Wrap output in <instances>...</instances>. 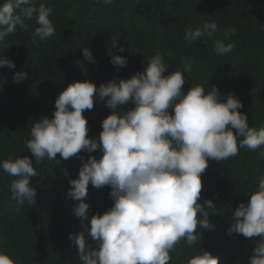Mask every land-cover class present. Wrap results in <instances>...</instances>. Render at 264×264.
<instances>
[{
	"label": "trees",
	"instance_id": "obj_1",
	"mask_svg": "<svg viewBox=\"0 0 264 264\" xmlns=\"http://www.w3.org/2000/svg\"><path fill=\"white\" fill-rule=\"evenodd\" d=\"M52 8L50 19L56 32L50 39L33 41L37 26L35 15L26 20L27 29L17 27L5 37L0 52L13 60L14 68L0 67V161L29 156L37 170L30 183L36 190V202L18 204L11 192L13 177L0 169V250L7 252L15 264H83L70 234L82 230L73 207L78 201L67 196L69 180L78 177L79 169L89 155L99 159L102 151L57 161L45 159L36 163L27 149L30 129L41 116L51 117L58 95L76 80L91 79L97 87L112 79L130 78L146 67V59L161 54L168 71L182 70V61L191 59L192 71L184 73L186 92L191 85L206 91L215 85L221 97L234 93L242 102L250 126L264 125V0H113L110 5L96 0H32ZM19 14V10H17ZM215 20V38H224L225 29L235 34L225 42L235 48L226 55L214 51L213 40L201 37L189 43L186 28L202 26ZM112 40H116L113 47ZM8 45L5 49L4 47ZM123 46L124 51L119 52ZM81 47H89L95 63L83 57ZM109 48L126 58V66L111 63ZM4 49V50H3ZM78 61L82 62L83 67ZM28 74L27 80L13 82L16 72ZM134 107L122 105L127 111ZM104 102L83 115L88 136L99 138L102 120L111 114ZM171 111V109H170ZM235 131V130H234ZM259 151L247 148L227 160H209L201 176L199 202L211 199L216 212L209 211L210 229H199L200 240L188 245L184 240L170 252L169 264H184L194 251H210L219 264H248L260 237L229 234L232 216L264 174V158ZM80 157H83L82 160ZM110 186L96 188L89 183L86 197L88 215L103 213L113 204ZM202 217L198 214V219ZM89 244L96 243L85 233Z\"/></svg>",
	"mask_w": 264,
	"mask_h": 264
},
{
	"label": "clouds",
	"instance_id": "obj_2",
	"mask_svg": "<svg viewBox=\"0 0 264 264\" xmlns=\"http://www.w3.org/2000/svg\"><path fill=\"white\" fill-rule=\"evenodd\" d=\"M96 3L110 5L113 0ZM51 12V7L43 3L34 6L32 0H0V44L18 26L27 29L25 21L34 15L37 26L33 41L50 39L56 32ZM217 31L215 20L205 21L202 26L186 28L184 39L193 43L207 37L213 40L218 55L231 53L235 43L225 41L236 29H225L222 39L215 38ZM81 49L83 57L95 63L90 48ZM123 51V46L119 47V52ZM108 52L113 65L126 66L124 56L111 48ZM2 53L0 67L14 68V61ZM168 67L156 53L146 59L142 72L130 78H114L99 87L91 79L76 80L56 98L52 116H41L31 126L26 146L36 163L57 161V154L68 160L81 152L102 151L99 159L89 155L84 160L78 177L69 180L67 191L68 197L78 201L73 214L82 230L70 234L69 239L83 264H169L177 243L184 240L196 245L201 238L197 228L213 227L206 209L216 212V204L211 199L199 202L201 176L208 161L235 157L242 148L264 149V125H249L247 115L239 111L243 104L234 93L222 98L215 85L209 91L191 85L185 92L184 73L192 71L191 59L182 61V70L169 72ZM28 78L26 72L19 71L13 82ZM96 100L112 110L102 120L98 139L88 136L83 115L93 109ZM130 102L134 107L122 111L121 106ZM258 155L264 158V151ZM0 169L14 178L10 188L18 204L36 202L30 180L37 176V170L29 156L4 159ZM89 183L96 188L110 186L113 201L102 214L96 212L91 217L90 205L85 202ZM248 196L247 203L235 209L228 231L247 238L259 236L248 264H264V174ZM85 233L96 243L94 248ZM0 264H15V260L0 250ZM184 264H219V259L207 250L194 251Z\"/></svg>",
	"mask_w": 264,
	"mask_h": 264
}]
</instances>
